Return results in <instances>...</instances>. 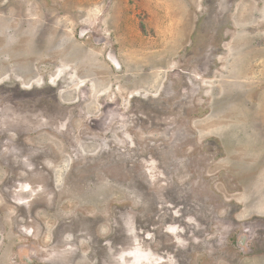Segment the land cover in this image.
<instances>
[{"label":"rangeland","instance_id":"1","mask_svg":"<svg viewBox=\"0 0 264 264\" xmlns=\"http://www.w3.org/2000/svg\"><path fill=\"white\" fill-rule=\"evenodd\" d=\"M13 123L0 264H264V0H0Z\"/></svg>","mask_w":264,"mask_h":264},{"label":"bare ground","instance_id":"2","mask_svg":"<svg viewBox=\"0 0 264 264\" xmlns=\"http://www.w3.org/2000/svg\"><path fill=\"white\" fill-rule=\"evenodd\" d=\"M80 90V89H79ZM35 99V98H34ZM13 109V108H12ZM18 109V108H17ZM44 117V116H43ZM48 120V119H47ZM51 120V119H50ZM14 124V123H13ZM51 126V125H50ZM16 127V124H14V127H11L10 125H7V124H1V126H0V130H2V128H6V129H14ZM43 127H45V126H43ZM5 129V130H6ZM18 130H21V128L20 127H18L17 128ZM16 129V130H17ZM43 129V128H42ZM45 129H46V127H45ZM48 130H49V128H48ZM11 131V130H10ZM23 131V130H22ZM25 131V130H24ZM33 131V130H32ZM0 132H2V131H0ZM21 132V131H20ZM42 132V131H41ZM52 132V131H51ZM25 133V132H24ZM64 133V132H63ZM36 134H38V133H36ZM35 134V135H36ZM24 135V134H23ZM34 135V136H35ZM26 139V138H25ZM73 139V138H72ZM26 141H27V139H26ZM67 143H68V141H67ZM71 143V142H70ZM18 144V143H17ZM8 145V144H7ZM4 147V146H3ZM78 150V149H77ZM25 155V154H24ZM80 156H82L81 158H82V160L84 159V162H83V164L84 165H82L83 167H82V170H83V172L84 171H86V170H88L89 168H90V166H91V164H94V162L96 161V158H91V157H89V155L88 154H84V153H82V155L80 154ZM73 158V157H72ZM80 158V159H81ZM92 161V163L90 164L89 163V161ZM24 161V160H23ZM59 162V161H58ZM87 163V164H86ZM5 164V163H4ZM44 164H45V162H44ZM24 165V164H23ZM97 165V164H96ZM3 166H5V165H3ZM70 166V165H69ZM94 166V165H93ZM45 167V166H44ZM96 167V166H95ZM48 169V168H47ZM46 169V170H47ZM95 169V168H94ZM8 171H9V169H8ZM39 171V170H38ZM46 172V171H45ZM72 173V172H71ZM88 173H91V172H89V170H88V172H87V174ZM41 174H42V172H41ZM46 174V173H45ZM44 174V177H46L47 176V174L45 175ZM42 177V176H41ZM64 178V177H63ZM22 180V179H21ZM58 180V179H57ZM66 180V179H65ZM48 181V180H47ZM24 182L26 183V181L24 180ZM24 182H22V183H24ZM50 183H52V181L50 182ZM67 183V182H66ZM64 184V183H63ZM62 184V185H63ZM78 184V183H77ZM80 185V184H79ZM34 186V185H33ZM81 186H83V185H81ZM37 187V186H36ZM65 188V187H64ZM32 190V189H31ZM61 191V190H60ZM63 191V190H62ZM62 191L60 192V193H62ZM36 193V192H35ZM59 193V192H58ZM37 194V193H36ZM39 194V193H38ZM16 195V194H15ZM64 195V194H63ZM66 197V196H65ZM24 198V197H23ZM6 199V198H5ZM33 199V198H32ZM40 199V198H39ZM21 200V199H20ZM52 200V199H51ZM33 205H35V206H39V203H36L35 202V204H33ZM47 205H48V203H47ZM40 209H42V211L43 212H47V211H49V208L47 207V206H44L43 208H39L38 207V210L40 211ZM76 210H78V209H76ZM75 210V211H76ZM64 246V245H63ZM57 248H58V246H57ZM59 249V248H58Z\"/></svg>","mask_w":264,"mask_h":264},{"label":"flooded vegetation","instance_id":"3","mask_svg":"<svg viewBox=\"0 0 264 264\" xmlns=\"http://www.w3.org/2000/svg\"><path fill=\"white\" fill-rule=\"evenodd\" d=\"M228 1V0H227ZM32 200V199H31ZM24 208H25V206H24ZM23 212H24V210H23V207H20L19 206V213H18V215H20V214H23ZM243 239H245L246 240V238L244 237ZM77 251V249H75V252Z\"/></svg>","mask_w":264,"mask_h":264}]
</instances>
